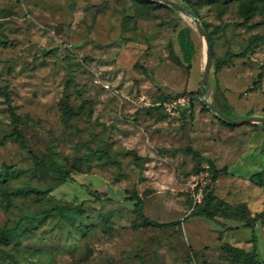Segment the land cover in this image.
Wrapping results in <instances>:
<instances>
[{
    "label": "rangeland",
    "instance_id": "374dc122",
    "mask_svg": "<svg viewBox=\"0 0 264 264\" xmlns=\"http://www.w3.org/2000/svg\"><path fill=\"white\" fill-rule=\"evenodd\" d=\"M173 1L206 85L164 2L0 0V140L45 164L0 144V264H264V123L207 105L264 117V0Z\"/></svg>",
    "mask_w": 264,
    "mask_h": 264
},
{
    "label": "trees",
    "instance_id": "16d2710c",
    "mask_svg": "<svg viewBox=\"0 0 264 264\" xmlns=\"http://www.w3.org/2000/svg\"><path fill=\"white\" fill-rule=\"evenodd\" d=\"M185 7L187 9L191 10L198 18H201L200 14H199V12L195 6L186 5ZM201 22H202L204 28L207 29V26H208L207 22H205L203 20H201ZM244 23L247 24L246 21ZM178 40H179V43L181 45V48L184 51L185 61L188 63H191L194 52H195V45H194V41H193V38L191 35V30L189 27H185L179 31ZM209 40H210V43L212 45L210 37H209ZM260 42H264V37L261 35L254 36L253 38H251L249 40L246 48L243 50V53H246L247 51L251 50L256 44H258ZM220 68H221V65L220 64L217 65V69L219 70ZM14 116H15V114H14ZM226 122L230 123L228 121H226ZM230 124L235 125L234 123H230ZM10 139L16 140L19 143L20 147L27 153L28 157L30 159H32L36 165H42V166L45 165L43 160L35 152H33L32 149L29 148V146L27 144L26 137L21 130H19L18 128H14V130L9 135L4 136L3 139L0 140V144H5ZM97 152H100V151H97ZM61 172L63 173V175L65 177L71 178L68 170H63ZM219 172L220 171H217L215 169L214 178H217ZM94 194L98 198L106 197V194L101 193L97 190L94 191ZM130 199L135 200V207H136L137 212L145 220V222H147L149 225L156 226V227H166V226H169L171 224H176L178 222L177 221V222H173V223H161V222L152 220L145 215L144 209H143V200L139 195L133 194L130 196ZM190 216H204V217H208V218L213 219L214 218V209L207 206L202 210H197V211L192 212L190 215L186 216L184 218V220H186ZM8 238H9V230L0 231V242L8 241ZM240 253L245 255L248 258L250 257L251 260L253 259L252 262H254L255 264H259V262L255 260V258H251L250 253H246L244 251H240Z\"/></svg>",
    "mask_w": 264,
    "mask_h": 264
},
{
    "label": "water",
    "instance_id": "95a60500",
    "mask_svg": "<svg viewBox=\"0 0 264 264\" xmlns=\"http://www.w3.org/2000/svg\"><path fill=\"white\" fill-rule=\"evenodd\" d=\"M158 1L164 2L174 7L175 9L187 14L189 17H191L195 21L200 33L204 36L205 41H206V63H205V70L203 74V82L206 85L209 82V78H210V73H211V68H212V63H213V54H212V45L210 43L209 37L205 31V28L202 22L191 10L187 9L183 5L178 4L177 2L173 0H158ZM207 105L212 111H214L216 114H218L220 117H222L223 119H225L226 121L230 123H234V124L247 123V122L264 123V117L249 116L243 119H233L229 117L226 113L216 108L210 102H207Z\"/></svg>",
    "mask_w": 264,
    "mask_h": 264
},
{
    "label": "bare ground",
    "instance_id": "6f19581e",
    "mask_svg": "<svg viewBox=\"0 0 264 264\" xmlns=\"http://www.w3.org/2000/svg\"><path fill=\"white\" fill-rule=\"evenodd\" d=\"M202 40H203V42H204V47H205V54H206V41H205V38H204V36H202Z\"/></svg>",
    "mask_w": 264,
    "mask_h": 264
}]
</instances>
